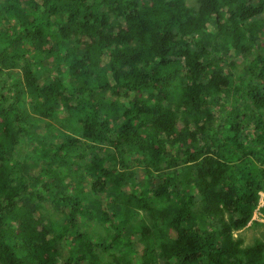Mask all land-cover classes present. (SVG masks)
<instances>
[{"label":"trees","instance_id":"16d2710c","mask_svg":"<svg viewBox=\"0 0 264 264\" xmlns=\"http://www.w3.org/2000/svg\"><path fill=\"white\" fill-rule=\"evenodd\" d=\"M188 1L0 0V264H264V0Z\"/></svg>","mask_w":264,"mask_h":264},{"label":"clouds","instance_id":"9594fccd","mask_svg":"<svg viewBox=\"0 0 264 264\" xmlns=\"http://www.w3.org/2000/svg\"><path fill=\"white\" fill-rule=\"evenodd\" d=\"M16 184H17V179H16V181H15V187H16ZM258 193H259V199L260 200H264V191H262V190H260V191H258ZM28 201L32 204V205H34V206H36L35 205V203L32 201V199L28 196ZM37 208V207H36ZM257 209H258V207H256L255 208V210L257 211ZM41 212H42V210L44 211V212H46V214H44V213H42V215H45L44 217H46L47 218V216H48V214H50V213H53L54 212V210H53V207L52 206H50V204H48L47 202H44L43 203V207H41V209H39ZM37 211H38V209H37ZM56 212V211H55ZM37 214V213H36ZM262 219V216H260V214L258 213L255 217H252L251 218V221L245 226V227H243L242 229L240 228V229H238V230H233V236H234V238H236V239H240L241 241H243L244 242V245H253V243L256 241V237H259V233H261V231L264 229V225L262 226V227H260V226H255L254 228H252L251 227V224H252V221L253 220H261ZM36 220H37V218H36ZM244 230H249V231H251L252 232V234H251V237H250V240H252V242L251 241H248V240H246L244 237H243V231ZM12 233H14V234H16L17 235V231L16 230H14ZM11 235V234H10ZM18 236V235H17ZM14 242L13 243H10L11 244V246H14L15 245V243L18 241V240H13ZM17 262H18V264H25L24 262H23V257L22 256H20V258L19 259H17Z\"/></svg>","mask_w":264,"mask_h":264},{"label":"rangeland","instance_id":"374dc122","mask_svg":"<svg viewBox=\"0 0 264 264\" xmlns=\"http://www.w3.org/2000/svg\"><path fill=\"white\" fill-rule=\"evenodd\" d=\"M190 4H193V3H195V0H189L188 1ZM221 110V109H220ZM219 110V111H220ZM219 111H214L215 113H218ZM261 206H259L258 208H260ZM47 212V211H46ZM46 212H44L43 210H42V213H44V214H46ZM260 214V210L258 209L256 212H255V215H254V217L257 215V214ZM262 223H264V218H262L261 220H260ZM264 233V229L261 231V233ZM243 237L246 239V240H248V241H250V237H251V234H252V232L251 231H249V230H244L243 232ZM261 235H259V237H260Z\"/></svg>","mask_w":264,"mask_h":264},{"label":"bare ground","instance_id":"6f19581e","mask_svg":"<svg viewBox=\"0 0 264 264\" xmlns=\"http://www.w3.org/2000/svg\"><path fill=\"white\" fill-rule=\"evenodd\" d=\"M264 205V200H260V206Z\"/></svg>","mask_w":264,"mask_h":264}]
</instances>
